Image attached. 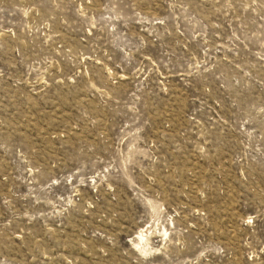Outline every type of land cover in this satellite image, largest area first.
I'll return each mask as SVG.
<instances>
[{"label": "rangeland", "instance_id": "obj_1", "mask_svg": "<svg viewBox=\"0 0 264 264\" xmlns=\"http://www.w3.org/2000/svg\"><path fill=\"white\" fill-rule=\"evenodd\" d=\"M0 264H264V0H0Z\"/></svg>", "mask_w": 264, "mask_h": 264}]
</instances>
